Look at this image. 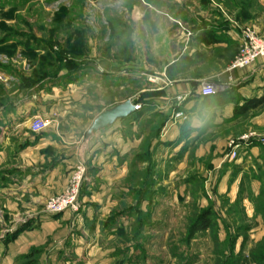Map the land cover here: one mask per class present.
<instances>
[{"label":"rangeland","instance_id":"rangeland-1","mask_svg":"<svg viewBox=\"0 0 264 264\" xmlns=\"http://www.w3.org/2000/svg\"><path fill=\"white\" fill-rule=\"evenodd\" d=\"M139 1L0 0V126L30 129L34 117L45 121L42 162L30 176L54 170L52 184L44 185L51 194L17 208L15 199L30 202L28 194L13 195L23 176L13 174L12 154L25 144L0 151V264H264V107L234 120L221 108L202 106L191 119L181 110L187 96L148 93L164 92H158L160 77L147 75L144 63H157L139 44L154 27L143 29L139 21L137 28L132 17L162 12L173 0ZM184 3L195 4L204 19L183 28L241 33L248 27L264 34V0ZM127 62L134 66L133 90L116 100L134 98L137 109L109 133L129 148H114L106 139L59 168L68 156L59 147L78 149L101 112L94 92L98 75L125 71ZM81 83L88 88L79 107L68 95ZM38 88L47 99L43 112L16 115V104ZM197 88L201 93V84ZM55 99L61 105L51 109ZM64 197L72 203L62 211L48 209ZM26 236L28 244L16 243Z\"/></svg>","mask_w":264,"mask_h":264},{"label":"crops","instance_id":"crops-1","mask_svg":"<svg viewBox=\"0 0 264 264\" xmlns=\"http://www.w3.org/2000/svg\"><path fill=\"white\" fill-rule=\"evenodd\" d=\"M156 1L159 4L164 3L160 2V0ZM138 3L142 4L139 0ZM171 4L172 6L167 8L166 6L161 7L162 12L138 11L132 17L136 27L139 26V21L143 29L147 26L149 27L150 24L154 27V30L148 34L147 41L139 39V44L142 47L145 58L149 56L150 60L157 63V65H152L148 62L144 63L143 67L149 71L147 75L150 78L160 77L161 83H157L158 92H164L153 94L157 91L149 90L148 93L151 95H174V97L187 96L185 101L181 103V110L186 115H191V119L197 115L202 106L211 112L221 108L226 118H233L234 120H239L244 114L264 107V59H258L242 70L229 69V65L235 59L241 44L240 31L221 26L183 28V26L193 24V21L204 19V17L195 10V4L184 3V0H173ZM254 29H256L257 33H260L259 28L255 27ZM185 32L190 33L189 38L186 37ZM132 52L136 53L135 47L132 48ZM133 68V64L127 62L125 71L119 70L118 67L109 74L101 73L98 75L95 80L94 92L96 100L100 103L101 111L126 100L136 105L134 98L129 96L126 99L116 100L117 95L120 92H124L123 90H133L134 77L131 75ZM150 80L152 81V79ZM162 80H167V86L162 85ZM203 83L212 85L215 88V93L210 96H203L200 93V88H197ZM87 86L86 83H81L70 91L68 97L75 102L74 106L78 103L77 106L80 107L81 101L85 100ZM195 87L198 89L197 91H194ZM150 88L152 89V85ZM38 90L39 88L37 93L40 91ZM109 93L110 95H108ZM54 96L48 95V99L52 100ZM109 96H111L113 101L111 104H106L104 99ZM45 100H47L46 97L41 95V93L23 97L22 101L16 104V115H23L32 111L42 113L43 108L41 105ZM58 105H61V103H58L55 99L51 102L50 108L57 109ZM202 121L203 124L205 121H209L208 114L202 118ZM188 124L191 125L192 122ZM179 125L180 129L187 127V123L182 121ZM111 127L97 133L85 147L82 141L78 148L80 151L77 147H74V149L64 145L59 147L60 149L58 150L64 149L68 156L64 159L62 157L58 161V165H60L58 167L61 168L62 164L65 163H73L77 159L76 155H82L88 150L99 147L100 143L106 139H110L111 143L113 140H117L114 138L115 132L109 133ZM42 132L44 130L39 133ZM39 133L32 134L29 127L22 123L0 126V151L8 149V152H10L13 143L25 144L24 148L17 149L16 153L12 154L14 164H16L12 167L14 168L13 174L22 173L23 176L20 189L17 190L18 193L13 195L19 194L23 197L28 194L30 202L15 199L14 206L17 208L24 205H36L40 200L43 201L45 196L51 194V186L48 185L47 188L44 185L52 182L50 180L53 178L54 170H51L50 173H44L43 177L30 176L39 171L38 165L42 162L40 159L41 155L38 152L40 148H44L46 137ZM114 142L112 143L114 148L122 150L129 148L128 141L121 144L119 141ZM76 150L78 151L76 152ZM1 154L2 152H0V156ZM115 158H112V161ZM63 185L62 182L58 191L63 188ZM8 194L11 195L10 193ZM16 207L13 210H17ZM30 239L27 236L22 237L16 243L28 244Z\"/></svg>","mask_w":264,"mask_h":264},{"label":"built area","instance_id":"built-area-1","mask_svg":"<svg viewBox=\"0 0 264 264\" xmlns=\"http://www.w3.org/2000/svg\"><path fill=\"white\" fill-rule=\"evenodd\" d=\"M258 59H264V34L258 35L248 27L242 29L241 44L238 48L235 59L230 63V70H242L252 65ZM215 93V88L210 84L201 85V94L210 96ZM46 126L45 121L40 117H34L30 123V130L33 133L41 132ZM72 203V199L68 197L55 199L50 201L48 209L51 212L62 211Z\"/></svg>","mask_w":264,"mask_h":264},{"label":"water","instance_id":"water-1","mask_svg":"<svg viewBox=\"0 0 264 264\" xmlns=\"http://www.w3.org/2000/svg\"><path fill=\"white\" fill-rule=\"evenodd\" d=\"M137 107L130 101H124L115 104L109 108L103 109L91 122L86 130L83 139V146L93 138L97 133L110 128L117 120H123L136 111Z\"/></svg>","mask_w":264,"mask_h":264}]
</instances>
